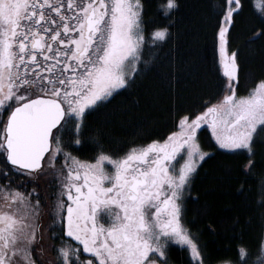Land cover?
Masks as SVG:
<instances>
[{
	"label": "snow or ice",
	"instance_id": "snow-or-ice-1",
	"mask_svg": "<svg viewBox=\"0 0 264 264\" xmlns=\"http://www.w3.org/2000/svg\"><path fill=\"white\" fill-rule=\"evenodd\" d=\"M177 6L162 0L157 9L169 17ZM144 7V0H0V113L8 111L0 130V264H41L46 252L54 253L48 264H168L170 243L187 250L191 264H205L181 223L184 191L209 155L197 129L206 122L220 149L252 157L254 135L264 130V79L237 95L236 52L227 43L242 0H225L217 30L222 98L181 116L163 140L105 151L98 136L85 137L86 117L136 79L146 45L169 35L167 25L146 35ZM255 7L264 14V0ZM86 139L96 148L92 159L69 150ZM42 179L54 197L47 224ZM257 195L264 202V179ZM219 264H264V240L255 251L238 245L236 257Z\"/></svg>",
	"mask_w": 264,
	"mask_h": 264
},
{
	"label": "trees",
	"instance_id": "trees-1",
	"mask_svg": "<svg viewBox=\"0 0 264 264\" xmlns=\"http://www.w3.org/2000/svg\"><path fill=\"white\" fill-rule=\"evenodd\" d=\"M161 2L144 0L146 35L165 25L169 35L146 45L144 60L148 62L140 64L136 79L86 117L85 137L98 136L104 150L114 155L134 145L163 140L177 130L181 116L199 114L208 106L206 101L215 103L224 94L226 77L219 62L217 30L225 0H177L169 17L158 11ZM253 3L242 0L228 34L227 45L236 52L239 65L237 95L246 94L264 79V14ZM65 132L68 139L71 133ZM197 136L209 155L197 165L187 187L184 223L203 252L205 264H217L234 259L238 245L255 251L263 240L264 202L258 200L257 186L264 179V146L255 138L254 155L249 157L245 150L218 149L204 126ZM69 150L81 159L96 154L87 139ZM249 158L254 161L251 172L244 169ZM19 180V176L13 178V185ZM32 187L27 184L28 189ZM51 191L39 183L44 208L54 199L46 195L43 199Z\"/></svg>",
	"mask_w": 264,
	"mask_h": 264
},
{
	"label": "flooded vegetation",
	"instance_id": "flooded-vegetation-1",
	"mask_svg": "<svg viewBox=\"0 0 264 264\" xmlns=\"http://www.w3.org/2000/svg\"><path fill=\"white\" fill-rule=\"evenodd\" d=\"M257 2H259V0ZM227 50L230 53L232 51H234L233 49L229 48L228 45H227ZM237 65H238V63H237ZM238 71H239V65H238ZM7 114H8V111H7V113H4V111L2 113H0V125H2V123L4 122ZM201 126L202 125H200V127ZM200 127L197 129V131L200 129ZM1 129H2V126H0V130ZM64 135H66V132L64 133ZM187 192H188V189L186 188L184 191V195H183V208H182V213H181V223L186 229H188V228L186 227V225L184 223V201H185V197L187 196ZM65 199H66V197H65ZM188 231H189V229H188ZM69 239L72 241V243L77 244V245L79 244V242L72 240V238H69ZM263 240H264V236H263ZM79 247H80V250L82 252V245H79ZM85 255L87 258H92L91 254H85ZM168 264H191L190 254L188 253L187 250H182L179 245H177L175 243H170L169 248H168Z\"/></svg>",
	"mask_w": 264,
	"mask_h": 264
},
{
	"label": "rangeland",
	"instance_id": "rangeland-1",
	"mask_svg": "<svg viewBox=\"0 0 264 264\" xmlns=\"http://www.w3.org/2000/svg\"><path fill=\"white\" fill-rule=\"evenodd\" d=\"M258 0H254V3H253V5H254V7H255V4H257L258 2H257ZM146 48L144 47V49H143V51L145 50ZM229 54H231L230 52H229ZM146 55V53H145V51H144V56ZM219 62H220V57H219ZM221 65V64H220ZM222 70V69H221ZM255 86V85H254ZM253 86V87H254ZM119 90H121V89H118V90H116V91H119ZM115 91V92H116ZM244 95V94H243ZM221 99V98H220ZM207 107V106H206ZM202 126H204L207 130H208V132H209V134H210V136H211V138H212V140L214 141V143H215V145L217 146V148L218 149H220L219 148V146L216 144V141H215V138L212 136V134H211V128L208 126V124L205 122V123H202L201 124ZM179 129H178V127H177V130L176 131H178ZM255 138H257L258 140H260V141H262L263 142V146H264V130H259L255 135H254V138H253V141H254V139ZM199 143V142H198ZM253 144V143H252ZM258 145H260V146H262L259 142H258ZM252 146H255L254 144L252 145ZM262 146V147H263ZM203 150V149H202ZM221 150H223V151H227V152H231V151H229V150H225V149H221ZM204 151V150H203ZM205 152H207V151H205ZM248 154V153H247ZM61 160H62V157H61ZM57 163H60L59 161L57 162ZM58 166H59V164H58ZM177 167H179V164H177ZM39 183H41L42 185H44L45 184V181L42 179ZM43 199H45V193H44V198ZM54 200V199H53ZM47 205L45 206L46 208H44V206H43V210H42V220H43V222H44V224H47L48 223V219H47V217H46V215H47V210L49 209V206H50V204H51V202L49 203V202H47L46 203ZM48 216V215H47ZM45 243H47V241L45 242ZM48 253H50V254H48ZM46 252L45 253V255L43 256V258H42V261H41V264H48V260L49 259H51L52 258V256H54V253L53 252ZM51 256V257H50ZM39 258V257H38ZM218 264V263H217Z\"/></svg>",
	"mask_w": 264,
	"mask_h": 264
},
{
	"label": "water",
	"instance_id": "water-1",
	"mask_svg": "<svg viewBox=\"0 0 264 264\" xmlns=\"http://www.w3.org/2000/svg\"><path fill=\"white\" fill-rule=\"evenodd\" d=\"M7 116H8V114H7ZM7 116H6V118H5L4 122H3V123H2V125H1V126H2V129H3L4 123H5V122H6V120H7ZM2 129H1V130H2Z\"/></svg>",
	"mask_w": 264,
	"mask_h": 264
}]
</instances>
